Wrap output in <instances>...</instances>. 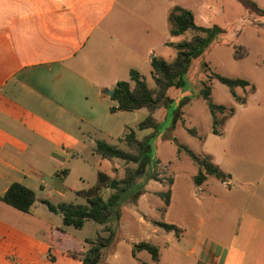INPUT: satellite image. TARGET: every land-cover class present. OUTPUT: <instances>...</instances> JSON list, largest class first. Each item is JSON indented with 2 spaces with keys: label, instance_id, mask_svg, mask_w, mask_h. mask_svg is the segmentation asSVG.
I'll return each instance as SVG.
<instances>
[{
  "label": "crops",
  "instance_id": "obj_1",
  "mask_svg": "<svg viewBox=\"0 0 264 264\" xmlns=\"http://www.w3.org/2000/svg\"><path fill=\"white\" fill-rule=\"evenodd\" d=\"M254 4L264 13V0ZM174 6L189 10L196 26L217 24L212 16L218 0H0V197L13 182L34 192L27 212L0 200V264H81L87 241L96 237L68 233L60 213L44 201H86L99 173L107 177L97 190L103 200L114 192L107 182L126 171L137 170L140 181L149 176L139 162L101 156L96 142L136 154L126 134L142 140L154 131L140 126L149 114L155 123L164 119L157 116L160 101L151 112L112 111L117 103L106 90L120 80L132 87L131 70L145 82L150 78L154 86L146 85L155 89L151 58L170 59L162 54L179 42L169 33ZM174 132L167 137L174 140ZM172 147L164 163L155 152L159 179L147 180L131 210L121 207L115 240L99 264H264V162L244 158L236 164L226 151L221 157L204 151L229 177L222 182L208 175L196 185L198 165ZM182 152L192 165L183 178L167 173ZM167 189L164 207L160 193ZM177 198L182 206L194 200L201 209L193 225L168 218ZM164 219L179 228L178 236L154 223ZM87 221L97 236L105 235L104 224ZM188 231L196 235L181 241ZM140 242L158 248L157 261L144 249L133 251Z\"/></svg>",
  "mask_w": 264,
  "mask_h": 264
},
{
  "label": "rangeland",
  "instance_id": "obj_2",
  "mask_svg": "<svg viewBox=\"0 0 264 264\" xmlns=\"http://www.w3.org/2000/svg\"><path fill=\"white\" fill-rule=\"evenodd\" d=\"M250 2L254 4V0H218L217 10L212 16V20L217 24L205 26L210 29V44L201 54L190 60L177 84L168 87L167 93L165 91L160 99L161 109L157 110V116L165 117L159 122L157 133L150 140L151 149L144 168L146 174L151 173L154 168L156 176L160 173L156 166L155 152L164 163L171 155L172 145L176 150L177 144L186 146L196 154L200 153V156L201 152L208 150L219 153L218 157H221L222 151H226V154L232 155L231 160L236 164L241 163L244 158L253 164L264 162V13L262 10H255ZM187 32L184 35L172 36L171 41L189 39ZM175 54L176 48L172 46L162 56L171 59ZM214 73L249 80L251 84H255V90L250 93L249 86L244 89L234 87L233 96L225 84L214 78ZM146 84L149 87L154 86L150 78H147ZM205 85L210 91L208 99L199 96V91ZM209 103L223 105L225 110H215L211 113ZM173 116L179 117L173 119ZM214 120L216 123L213 125ZM212 126L219 135L211 134ZM191 129L196 132L195 135L190 133ZM173 131L175 139L171 140L167 136ZM206 135L209 136L207 144ZM169 141L173 144H169ZM173 162L167 173L173 174L175 171L183 178L191 172V160L184 152ZM76 203L84 205L86 201L81 199ZM131 203H126L127 209L131 210ZM213 207L214 212H218L219 206L215 204ZM199 210L201 209L196 206L194 200L182 206L177 198L168 218L182 222L186 218V221L193 225L197 219L195 211L198 214ZM90 224L91 221H87L82 228L65 226L64 229L76 237H83L85 234L87 237H96V241V231L92 230ZM103 232L106 236L107 231L103 229ZM195 235L196 233L188 231L185 239L181 241L193 239ZM68 244L71 243L68 241ZM109 249L108 247L106 251ZM102 252L105 253L104 250ZM54 261H48L47 264H70L68 260L55 263Z\"/></svg>",
  "mask_w": 264,
  "mask_h": 264
},
{
  "label": "trees",
  "instance_id": "obj_3",
  "mask_svg": "<svg viewBox=\"0 0 264 264\" xmlns=\"http://www.w3.org/2000/svg\"><path fill=\"white\" fill-rule=\"evenodd\" d=\"M251 6L258 11V8L252 3ZM168 20L170 22V35H180L186 31H192V35L187 40L177 42L174 46L176 48V54L171 59H163L159 57H152L150 61L151 75L154 79L156 89L151 90L146 85V82L140 77V75L131 70L130 80L133 82V86L130 87L128 81H117L113 88L111 99L116 101L117 105L111 108L112 111L122 110L131 111L134 109L145 107L151 112L158 101L164 96L168 87L176 85L184 71L186 70L190 60L196 55L201 54L210 44V29L205 27L196 26L193 21L191 12L187 9L179 6H174L168 13ZM213 31V30H211ZM243 54H236V56H242ZM214 78L225 84L233 96L234 87L245 88L250 87L252 93L255 90V86L251 84L249 80L242 78H229L220 74L214 73ZM210 95L209 88L205 85L199 91V96L208 99ZM208 107L213 113L215 110L223 112L225 106L208 104ZM232 111V110H231ZM213 121V125L215 124ZM142 127H152L154 131L142 140H136L133 133L129 132L125 136L126 143L132 147L136 154H131L117 149L109 144L101 141L96 142V151L103 157H118L124 160H132L139 162V165H145L148 161V152L151 149L150 140L156 135L158 130V123H155L149 114L146 119L140 123ZM212 132L218 133V131L212 126ZM191 134H196L194 130H189ZM179 151H185L190 158L198 165V172L193 176V183L200 185L204 182L208 175L214 176L220 181H226L229 177L228 173L222 171L218 165L213 161L210 154L202 153V155H196L189 148L184 145L177 144ZM136 171H126L125 176L119 180H110L107 182L108 186L114 189V192L106 199L103 200L98 194L97 190L101 184H104L107 177L99 173L98 184L85 192L86 204H72V203H59L53 205L48 201H44L48 210L54 213H60L62 224L65 226H72L74 228H81L85 220H92L99 224L105 225L106 236H97V240L87 241L90 246L83 253L81 264H99L102 261L104 253L108 247L114 242L116 237V226L120 217L121 207L128 202L134 203L137 197L143 193L144 185L149 179H159L156 173L152 171L144 180L140 181ZM172 179L168 178L167 184H171ZM164 201V207L169 204L170 190L160 193ZM0 200L11 205L12 207L27 212L34 201V192L26 186L17 182L11 183L4 194L0 197ZM156 225L163 228L165 231H172L177 236L180 233L179 228L165 221H156ZM107 225V226H106ZM144 249L150 253L152 260H158V248L155 245H151L146 242H140L133 245L134 250Z\"/></svg>",
  "mask_w": 264,
  "mask_h": 264
},
{
  "label": "water",
  "instance_id": "obj_4",
  "mask_svg": "<svg viewBox=\"0 0 264 264\" xmlns=\"http://www.w3.org/2000/svg\"><path fill=\"white\" fill-rule=\"evenodd\" d=\"M106 92L109 94V95H112L113 91L112 90H106ZM141 166L143 167L144 165L142 164V161H141Z\"/></svg>",
  "mask_w": 264,
  "mask_h": 264
}]
</instances>
